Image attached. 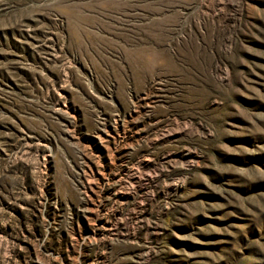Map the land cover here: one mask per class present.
Listing matches in <instances>:
<instances>
[{
  "label": "rangeland",
  "instance_id": "obj_1",
  "mask_svg": "<svg viewBox=\"0 0 264 264\" xmlns=\"http://www.w3.org/2000/svg\"><path fill=\"white\" fill-rule=\"evenodd\" d=\"M0 264H264V0H0Z\"/></svg>",
  "mask_w": 264,
  "mask_h": 264
}]
</instances>
